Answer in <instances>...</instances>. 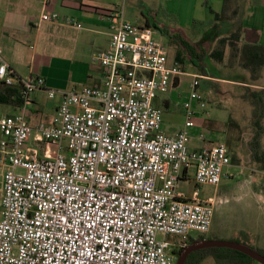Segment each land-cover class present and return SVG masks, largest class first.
<instances>
[{"label": "built area", "instance_id": "1", "mask_svg": "<svg viewBox=\"0 0 264 264\" xmlns=\"http://www.w3.org/2000/svg\"><path fill=\"white\" fill-rule=\"evenodd\" d=\"M107 17L110 43L94 57L103 67L101 87L46 90L62 99L51 125L28 121L44 80L18 77L0 47V83L23 86L22 106L0 116V264H177L196 238L191 233L213 228L217 198L193 200L179 190L192 171L197 186L218 188L231 163L224 143L190 147L191 102L206 107L196 93L199 77L184 104V127L164 133L157 102L185 72L123 8ZM63 24L83 28L71 17Z\"/></svg>", "mask_w": 264, "mask_h": 264}, {"label": "rangeland", "instance_id": "2", "mask_svg": "<svg viewBox=\"0 0 264 264\" xmlns=\"http://www.w3.org/2000/svg\"><path fill=\"white\" fill-rule=\"evenodd\" d=\"M158 4V0H125V4H123L124 17L133 24L143 27L146 26V21L149 22L150 29L155 32L154 37L170 52L175 50L173 45L167 36L153 28L155 23L174 30L177 23L180 22L183 29L180 28L192 42L202 38L201 27L195 28L194 21L186 17L184 13L179 17V2L168 5L171 11L160 9ZM184 11L189 12V7H186ZM178 19H180L179 22ZM184 25H188V29H185ZM70 35V38H79L76 32L71 31ZM31 45L35 46L34 43ZM97 53L95 52V55ZM33 54L37 55L36 59L23 61L21 71L26 74L33 71L43 75L48 80V89L55 91H70L74 88L81 89L91 86L89 85V74L95 72L98 65L100 68L102 66L93 61V50L89 43L84 44L82 39H78L77 42L71 41L67 45L64 41H53L52 37L44 36L34 49L29 47L26 50L25 58ZM42 57L49 60V64H47L48 61L41 60ZM210 67L211 76H200L196 89V93L205 102L206 107L202 108L197 100L191 102L195 112L194 126L191 129L193 137L191 144L193 147L203 143L230 145L231 148H228L231 163L224 168V178L218 188L209 185L197 186L192 171L191 179L187 182L182 180L179 190L193 200L210 202L217 198L214 225L211 232L204 237L239 242L245 239L250 241L254 248L264 249V169L262 170L253 161L249 146L254 134L252 106L241 98L244 92L242 86L225 81H236L237 77L234 74L236 72L224 69L215 63H212ZM194 72H197L195 68L188 65L186 72L180 76L181 82L171 89V93L166 94L157 102L158 106L162 107V101L166 97H169L171 101L170 109L165 110L163 114V127L175 130L185 125L184 104L190 103L193 93L191 84L195 81V77H198L192 75ZM251 89L264 91V78ZM45 101L46 104L41 114L42 121L46 125H51L55 118V109L53 108L55 101L48 97ZM9 109L10 107L0 105V116L7 115V112L11 111ZM29 110L32 109L29 108ZM230 119L235 120L234 127H229ZM201 135L205 136V141L198 140ZM262 144L264 148V136ZM47 148L49 152L47 157H54L56 148L49 143H47ZM230 174L233 176L232 178L227 177ZM1 188L2 169L0 168V198ZM191 235L194 237L203 236L196 232H192ZM202 264L217 263L208 256Z\"/></svg>", "mask_w": 264, "mask_h": 264}, {"label": "crops", "instance_id": "3", "mask_svg": "<svg viewBox=\"0 0 264 264\" xmlns=\"http://www.w3.org/2000/svg\"><path fill=\"white\" fill-rule=\"evenodd\" d=\"M48 1L49 4L45 6L44 0H0V47L3 50L5 60L21 79L35 77L42 78L45 82L44 88L36 91L33 95V105L30 107L32 110H29L28 114V121L32 126H37L38 124L43 123L41 114L43 113V107L46 104L45 99L48 97L46 90L52 89H48V80L44 78L43 75L33 71H30L29 74L21 71V64L23 61L27 59L33 61L37 56L33 54L32 56L25 58L26 50L29 47L34 49L36 45H39L41 38L44 36L52 37L53 41H64L67 45H69L71 41L77 42L78 39H82L84 44L89 43L91 50H93L92 59L96 62L94 60L95 52L99 53L106 50L111 39L110 21L107 16L115 9L123 8V4H125V0ZM224 1L225 0H158V5H160V9L171 11L168 8V5L170 3L179 2V17L184 13V15L192 21H204L209 23L214 19L213 13L222 12ZM237 3H240L241 5L238 20L240 19V21H242L243 26L247 31L244 32L245 38L249 34L248 31L252 33L250 36L248 35L249 39H246V41L249 43L257 38L260 41V44L264 46V0H237ZM186 7H189V12L184 11ZM53 13L60 16L59 22H52L50 20V15ZM65 17L76 19L83 25V28L74 29L64 25L63 20ZM179 20L180 19H178V22ZM146 24L149 25V22L146 21ZM230 24L231 25H228V27H223V34H230L234 30L232 23ZM181 25L182 24L179 22L175 28L182 30L183 28ZM187 26L188 25L185 26V29H188ZM71 31L76 32L79 38H70ZM32 43H34L35 46L31 45ZM68 48H71V46H68ZM40 59L48 61L47 64H49V60L45 57ZM170 60H175V50L170 52ZM234 74L237 77L236 81L250 83V76L246 71L237 70ZM192 75L200 77V75L195 73ZM89 78V85H91L89 87H101L103 80V67L101 66L100 68L98 65L97 70L92 72V74H89ZM263 78L264 70L262 73V79ZM225 81L235 83L233 80ZM180 82L181 77L176 80V85L172 88H175ZM251 87L256 86L251 85ZM76 89L79 88H74L72 90ZM171 89L169 93H171ZM51 100L55 101L53 108L55 109L56 114V110L62 99L61 97H57ZM165 104L167 108H165ZM170 107V98L166 97L162 101V108L165 111L170 109ZM9 110L11 111H8L7 115H13L17 112V110L13 108H10ZM180 129H169L162 125V131L166 134H173ZM207 144L208 143H203L200 146L195 147L191 144L190 147L192 149L202 148Z\"/></svg>", "mask_w": 264, "mask_h": 264}, {"label": "trees", "instance_id": "4", "mask_svg": "<svg viewBox=\"0 0 264 264\" xmlns=\"http://www.w3.org/2000/svg\"><path fill=\"white\" fill-rule=\"evenodd\" d=\"M240 8L241 5L237 3V0H225L222 12L213 13L214 19L212 22L194 21V27H201L203 31L202 38L194 42L178 28L171 30L159 23H155L153 28L169 38L171 45L175 49V61L181 66L183 72H186V67L191 65L197 71L194 72L195 74L210 77V65L215 63L224 69H229L234 72L237 70L246 71L249 74L250 83L241 81L234 82L242 86L241 88L244 92L241 98L249 102L252 106V128L254 134L249 146L253 161L263 170L264 91L252 90L251 85L257 86V83L262 79L264 70V46L260 44L257 38L249 43L246 41L252 33L248 31L249 36L247 35L245 38L244 32L247 31L242 21L240 19L238 20ZM230 23H232L234 30L230 34H223V27H228V25H231ZM145 27L150 28L148 24ZM22 91L23 86L21 83H16L13 86L0 83V105L18 111L23 104ZM164 106L167 108L166 104ZM228 125L229 127H234L236 125L235 120L230 119ZM227 147L231 148L230 145ZM204 238V235L191 238L190 244L192 245L196 242L203 241ZM208 239L213 240V238ZM242 240V242L237 240L230 241L239 242L258 251L264 256L263 248H254L250 241ZM182 251L178 253V256ZM208 256L213 258L217 264H251L256 262L250 257L231 249L212 248L192 253L185 264H202Z\"/></svg>", "mask_w": 264, "mask_h": 264}, {"label": "water", "instance_id": "5", "mask_svg": "<svg viewBox=\"0 0 264 264\" xmlns=\"http://www.w3.org/2000/svg\"><path fill=\"white\" fill-rule=\"evenodd\" d=\"M212 248L231 249L250 257L259 264H264V256L260 254L258 251L248 246H245L239 242L227 241V240H214V239L203 240L196 242L192 245H189L179 255L177 264H185V261L188 258V256L194 252L205 249H212Z\"/></svg>", "mask_w": 264, "mask_h": 264}, {"label": "flooded vegetation", "instance_id": "6", "mask_svg": "<svg viewBox=\"0 0 264 264\" xmlns=\"http://www.w3.org/2000/svg\"><path fill=\"white\" fill-rule=\"evenodd\" d=\"M203 240H210V239H208V238L205 237ZM189 245H191V244L189 243ZM189 256H190V255H189ZM189 256H188V257H189ZM187 259H188V258H187ZM187 259H186V261H187ZM186 261H185V263H186Z\"/></svg>", "mask_w": 264, "mask_h": 264}]
</instances>
